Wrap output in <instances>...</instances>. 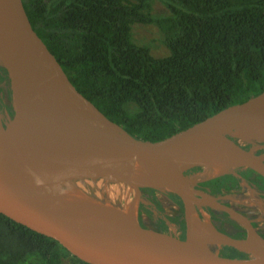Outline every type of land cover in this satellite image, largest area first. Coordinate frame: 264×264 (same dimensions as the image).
Returning <instances> with one entry per match:
<instances>
[{
    "label": "water",
    "instance_id": "obj_1",
    "mask_svg": "<svg viewBox=\"0 0 264 264\" xmlns=\"http://www.w3.org/2000/svg\"><path fill=\"white\" fill-rule=\"evenodd\" d=\"M0 62L5 71L6 113L0 124V214L56 241L86 264H264V240L233 204L198 188L173 153L225 158L231 168L264 179V147L256 153L232 137L240 130L264 141V90L157 141L132 137L71 84L33 30L22 0H0ZM134 170L146 187L182 204L186 236L177 240L142 227L90 198L63 208L58 185L81 177ZM125 183L129 184L125 178ZM85 203L96 213L86 214ZM225 213L240 236L202 220L197 209ZM227 248V249H224Z\"/></svg>",
    "mask_w": 264,
    "mask_h": 264
},
{
    "label": "trees",
    "instance_id": "obj_2",
    "mask_svg": "<svg viewBox=\"0 0 264 264\" xmlns=\"http://www.w3.org/2000/svg\"><path fill=\"white\" fill-rule=\"evenodd\" d=\"M152 1L169 15H153ZM22 4L75 89L134 138L160 140L264 90V0ZM136 24L154 26L168 55L155 57L135 43ZM228 181L235 179H212L215 187ZM0 264L86 263L0 214Z\"/></svg>",
    "mask_w": 264,
    "mask_h": 264
},
{
    "label": "rangeland",
    "instance_id": "obj_3",
    "mask_svg": "<svg viewBox=\"0 0 264 264\" xmlns=\"http://www.w3.org/2000/svg\"><path fill=\"white\" fill-rule=\"evenodd\" d=\"M152 6L153 15L157 17L169 15L168 9L159 3V1H152ZM132 37L134 38L133 40H135V43L148 47L153 56L164 57L168 55V50L163 44V37L154 26L136 24L132 27ZM5 103V71L0 62V119L5 110ZM240 144H243L246 147L253 146V150L256 153L261 151L259 147H264V141H262L261 138H251L249 139V142ZM184 169L187 174L192 176V179L203 180L209 178L208 171L205 168L194 166L184 167ZM229 171L231 172L227 174L231 175L235 179V182H225L222 185V189L220 190L216 187V191H218V194L220 195H226L225 197L240 207L249 218H262V220L257 222V224H259L257 226V232L261 233L262 237L258 233L257 234L264 240V188L261 185V182L252 174L247 178L244 177L246 181H242V179H240L241 176L243 177L242 173H240L244 171L242 168H233ZM125 192L126 193H123L122 195L121 203H123L125 199L127 204H133L135 206V217L138 222L144 223L149 229L160 230L167 233H169L168 229L174 232L176 230V233L179 234L177 231V225L179 223H184L182 220V209L179 203L176 202L178 204L177 206L172 198L146 187H139L138 189H131L130 191ZM125 202L123 204H125ZM204 218H202V220H206L214 226L213 221L209 219L210 217L207 213H204ZM214 223L218 224L217 222ZM177 234L171 236L178 240Z\"/></svg>",
    "mask_w": 264,
    "mask_h": 264
},
{
    "label": "bare ground",
    "instance_id": "obj_4",
    "mask_svg": "<svg viewBox=\"0 0 264 264\" xmlns=\"http://www.w3.org/2000/svg\"><path fill=\"white\" fill-rule=\"evenodd\" d=\"M260 134L264 139V133ZM232 137L239 143L249 142L250 139L249 134L240 130L234 131ZM169 162L180 167L190 164L205 168L211 177L222 175L228 172L231 168V164H229L225 158L207 159L180 153H173ZM125 178L126 180L128 179L129 184L125 183ZM115 179L116 181L112 183L103 177H81L74 180L63 181L58 185L59 195L55 202L63 208H69L75 201L90 198L123 215L134 217L135 206L133 204H127L124 198L123 203L125 202V204L121 203V198L123 197V193H126L125 191L134 189L131 187V184L135 185L136 183H139L140 179L134 170L117 175V177L115 176ZM82 210L86 214L96 213V209L89 203H85L82 206Z\"/></svg>",
    "mask_w": 264,
    "mask_h": 264
},
{
    "label": "flooded vegetation",
    "instance_id": "obj_5",
    "mask_svg": "<svg viewBox=\"0 0 264 264\" xmlns=\"http://www.w3.org/2000/svg\"><path fill=\"white\" fill-rule=\"evenodd\" d=\"M6 97H7V93H6ZM5 104H6L5 105V110H4V112L2 114V117L0 119V124H1V122L3 120L4 114L6 113L7 103H5ZM246 148H249V147L247 146ZM240 173H242V174L245 173V175L243 177L242 176H241V178L239 177L240 179H242V181H246L245 178H247L250 174L254 175L257 180L260 179V178H258V176L256 174H254L251 171H249L248 173H246V170H244V171H242ZM259 181L261 182V185L264 188V181H262V180H259ZM222 187L223 186L220 185V186H218V189L221 190ZM198 188L201 189L202 191L209 192V194L214 195V196H216V197H218V198H220L222 200H225V201L233 204L234 206H236L237 209L250 221V223L253 226V228L255 229L256 233H258L262 237V234L259 233V232H257V230H258L257 226L259 225V224H257V222H259L260 220H262V218L261 217H257L255 219L249 218L247 216V214H245L243 212V210L240 209V207H238L235 203L229 201L225 197L226 195H220V194H218L219 192L216 191L217 188L214 186V182H212V179L211 180H208V181L200 182L198 184ZM163 195H165V194H163ZM165 196H168V197L172 198L175 201V203L176 202L179 203V205L181 206V209H182V204H181V202H180L179 199L174 198L171 195H165ZM177 203H176V205L178 206ZM204 213L205 214L207 213L209 215V217H210L209 219H211L213 221V225H214L213 227L216 228L217 230H219V231H221L223 233L232 235L234 237H239L240 236V233H239V230H238L237 226L229 219V217L225 213H221V212L214 211V210H211L209 208H203V207L201 208V210L200 209H197V214H198L199 218L201 217L200 219L204 218ZM182 215H183V211H182ZM182 218H183L182 220L184 221V223L183 224H180L179 223L177 225V231L179 232V234L176 233V230L174 232V231H172L170 229H168L169 233L162 232L160 230H155V229H150V230H153V231H156V232H159V233H164V234H167L169 236H171V235L174 236L173 234H177L178 235L177 236L178 240H183L185 238V236H186L187 230H186V223H185L184 217L182 216ZM214 222H217L218 224H215ZM138 223L142 227L148 228L147 226L144 225V223H142V222H138ZM224 249H227V248H224Z\"/></svg>",
    "mask_w": 264,
    "mask_h": 264
}]
</instances>
